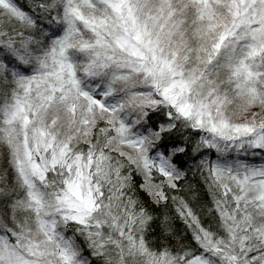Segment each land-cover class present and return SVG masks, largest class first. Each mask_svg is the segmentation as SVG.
<instances>
[{"label": "snow or ice", "instance_id": "snow-or-ice-1", "mask_svg": "<svg viewBox=\"0 0 264 264\" xmlns=\"http://www.w3.org/2000/svg\"><path fill=\"white\" fill-rule=\"evenodd\" d=\"M0 264H264V0H0Z\"/></svg>", "mask_w": 264, "mask_h": 264}]
</instances>
